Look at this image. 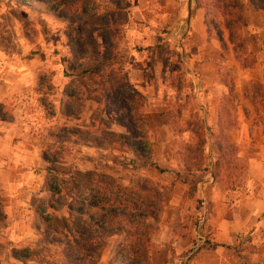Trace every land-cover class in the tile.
<instances>
[{
	"label": "rangeland",
	"instance_id": "1",
	"mask_svg": "<svg viewBox=\"0 0 264 264\" xmlns=\"http://www.w3.org/2000/svg\"><path fill=\"white\" fill-rule=\"evenodd\" d=\"M149 2L154 15L151 21H145L134 19L126 1L127 23L123 28L119 49L125 53L126 70H143L146 74L148 88L145 94L140 95L144 99L145 116L152 128H147L145 151L151 155L152 160L160 161L159 166L166 169L169 176L173 175L175 179L179 176L176 166L182 161L178 155L180 149L185 144H194L198 140L194 133L185 132L186 123L195 120L201 129L199 133L205 134L207 142L213 134V132L209 134L204 129L205 119L212 116L208 107L212 97H208V89L205 82L200 80V76L201 67L207 59H218L217 54L221 50L216 40L215 44L213 43L215 47L204 45L200 49L199 45L203 41L197 35L188 41L187 19L193 15L189 16L186 5L183 13H177L174 17V4L173 6L171 4V13L159 22L163 12V10L161 12L162 0H149ZM180 21L182 23L178 24ZM200 25L202 26L201 21ZM69 27L71 26L67 22L54 18L41 6H26L16 0H0V46L6 49L13 48L18 56L23 59L31 58L38 67L44 65L43 68L48 69L38 70L36 86L32 89L33 94L29 93L26 100L27 103H31L30 111L41 114V111L33 110L35 105L32 103H37L44 110L46 117L43 122L33 123L34 119L28 125L27 129L31 137L29 143L33 144L43 157L47 155L50 158V161H46L45 169L48 172L43 180L46 193L43 196H39V193L28 196L30 209L44 210L43 218L28 213V218L21 224H17L18 221L14 219L7 220L6 216L0 223V231L3 232L1 235L3 241L0 245H4V252L1 255L3 264H9L12 257L23 253L39 254L38 258L43 264H63V262L66 264L65 257L60 256V253H63L62 246L49 245L45 230L48 229L54 237L65 238L68 227L86 221V218L76 211L72 197L78 188L90 184L92 180L114 181L128 188L131 183L140 179L151 185L156 184L160 190L162 188L158 176L164 179L165 174L157 169L154 171L156 174H151V171L149 173L141 171L142 161L135 151L119 138L121 134L128 135V131L114 108H107L101 103L98 105L92 103L88 94L81 89L79 77L68 75V78L64 77L62 86L57 88L51 86L53 85L51 69H60V67L69 69L76 63L72 44L66 35ZM230 49L232 50L231 45L228 44V50L223 52V58L218 62L214 84L235 88L236 85L245 83L249 87ZM45 60L46 64H44ZM252 83L254 85L248 89L256 93L255 86L259 83ZM232 100L228 112L230 119L234 120L232 128L234 133L229 129L231 136L233 135L232 142L238 148L234 160L244 169L239 183L226 178L222 184L224 186L241 185L247 181L246 166L255 151L254 141L247 136L251 134L252 137L255 130L253 127L255 114L261 112L260 109L247 107L242 112L241 106L244 104L239 97L235 94ZM16 112L21 115L22 107ZM84 112L89 115L85 117V123L81 120L84 118ZM77 116L79 119L76 121L74 118ZM164 121L168 123L166 127H163ZM263 126L264 124L260 130ZM77 131L88 135L91 139L104 140V146L81 140L61 145L50 137L51 133L76 134ZM208 153L210 155V151ZM34 168L42 169L40 166ZM232 174L235 172L226 173L229 177ZM173 179L171 181H174ZM99 187L103 185L99 184ZM50 188L58 193L52 194ZM2 200L8 202V197L0 196L2 210L5 213L6 208ZM57 200L62 201L63 205L56 209L50 207L56 204ZM93 213L98 215L99 212L93 210ZM12 226L17 230L20 227V231H25L29 235L22 237L20 241L9 240L7 231ZM43 240L46 242L44 245H42ZM32 241L42 246L38 252L27 250L30 248L24 243ZM190 257L187 256L183 264H188Z\"/></svg>",
	"mask_w": 264,
	"mask_h": 264
},
{
	"label": "crops",
	"instance_id": "2",
	"mask_svg": "<svg viewBox=\"0 0 264 264\" xmlns=\"http://www.w3.org/2000/svg\"><path fill=\"white\" fill-rule=\"evenodd\" d=\"M126 1L134 19L152 20L154 14L150 9L149 0ZM242 1L245 5L246 21L243 33L248 48L255 53L256 63L252 68L247 69L241 68L239 63H236L243 71L244 79L248 84L251 80L259 83L263 98V101H260L258 93L250 91L245 83L233 88L235 94L244 104L241 106L242 112L246 107L261 111L255 114L253 126L255 130L252 137L251 134L249 137L247 136V138H252L255 143L254 154L246 166L248 179L241 185L224 186L223 183L216 181L212 174L218 156V148L215 143L219 133L218 106L228 94L226 86L214 84L218 62L224 54L219 51L218 59H207L204 68L201 67L200 80L206 84L208 97H212V100L208 102L212 116L205 119L204 129L209 134L212 132L213 134L210 135V141L207 142L206 139L204 144L205 159L200 168H193L191 172L184 171L181 161V164L176 166L179 176L175 179H173V175L170 177L167 171L161 172L165 174L163 175L164 179L162 176H158L162 187L163 205L157 220L152 218L147 220L150 238V264H183L189 255L191 257L188 264H264V126L260 130L264 124V11L256 10L249 0ZM171 4L172 6L174 4V17L177 13H183L185 5L189 16L192 14L190 12L193 7L192 0H186V2L185 0H166L159 22L171 13ZM192 15L190 18L188 17L186 25L189 32L188 41L197 35L203 41L199 45V49L204 45H214L216 41L207 40L204 26L200 25L202 9H196ZM181 23L182 21L178 24ZM230 51L232 54L231 49ZM198 53L200 54V51ZM18 55L13 48L6 49L0 46V106L7 107L10 115L0 116V196L8 197V202L2 200V203L5 204L4 208H6L4 214L7 220L14 219L18 221L17 224H21L28 218V213L39 215L37 210L30 209L31 204L28 196L36 193L43 196L46 193L43 180L48 172L45 169L47 160L33 144L29 143L31 137L27 129L34 119L33 123L43 122L46 117L44 110L37 103H32L35 105L33 110H39L41 114H34L30 111L31 105L29 104L31 103H27L26 98L29 93L33 94L32 89L36 86L38 70L48 69H44V65L38 67L35 62L31 61V58L23 59ZM46 60L50 61V59ZM46 60L44 64L47 63ZM51 70L53 84L51 86L56 88L62 86L64 77L68 78L64 69L60 67V69ZM145 75L143 70H128L130 85L139 94H145L148 88ZM235 94L232 98L235 97ZM253 96L256 98L255 101ZM88 97L91 98L92 103L99 104L95 96L88 94ZM232 103L233 100L230 104ZM20 107L23 111L21 115L16 112ZM86 108L89 107L86 106ZM87 114L84 112V118L81 119L84 123L85 117L89 116ZM77 119L79 116L74 118L76 121ZM197 120L201 124V121ZM163 123V127L168 125L166 121ZM146 125L147 128H152L147 117ZM185 132L194 133L196 138V133L190 128ZM178 155L180 156V153ZM152 161L158 166L160 165V161ZM35 166H40L42 169L37 170L34 168ZM140 168L141 171L147 173L151 171V174L156 170L143 162L140 163ZM185 178L190 179L186 180ZM172 179L174 181H171ZM15 226L10 227L7 231L9 240L20 241L22 237L29 235L25 231H20V227L17 230ZM2 234L3 232L0 231V242L3 241ZM43 242L42 245L46 243L45 240ZM205 242L210 245L217 244V246L204 247ZM125 243L126 238L122 233L108 237L100 255L92 264H113L117 250ZM24 244L30 248L27 249L28 251L38 252L42 248L36 241ZM3 247L4 245H0V264H3L1 259L4 252ZM186 253L189 255H185ZM60 256H64V252H61ZM9 264H43V262L39 258L24 262L14 256L10 259ZM63 264L65 263L63 262Z\"/></svg>",
	"mask_w": 264,
	"mask_h": 264
},
{
	"label": "trees",
	"instance_id": "3",
	"mask_svg": "<svg viewBox=\"0 0 264 264\" xmlns=\"http://www.w3.org/2000/svg\"><path fill=\"white\" fill-rule=\"evenodd\" d=\"M16 1L26 6H41L54 18L71 26L66 35L72 44L76 63L69 69H64V73L79 77L80 86L87 94L95 96L105 107L114 108L128 131V135L121 134L119 138L135 151L144 164L160 172L166 171L155 164L151 155L145 151L147 125L143 110L144 99L131 87L128 70L125 68L126 56L119 49V41L127 23L126 0ZM192 2L193 7L190 11L192 14L196 9H202V24L207 40H216L222 52H226L230 44L233 58L239 66L243 69L252 68L256 58L255 53L248 48L243 33L246 27L244 2L242 0H192ZM249 2L256 10L264 11V0ZM149 6L152 9L150 2ZM253 85L254 83H249V87ZM226 87L228 94L218 106L219 133L215 140L218 156L212 174L219 183H223L226 178L239 183L243 177V168L234 160L238 148L232 142L229 129L233 130L234 120L230 119L228 112L235 92L233 87ZM255 87L259 100L263 101L260 85ZM255 99L253 96L254 101ZM7 109L0 106L1 117L10 116ZM188 128L196 133L198 140L194 144H185L179 151L185 172L202 166L206 142L205 134L199 133L201 129L195 120L187 122L186 129ZM50 137L61 145L81 140L104 146V140L91 139L82 132L51 133ZM44 158L50 161L47 155H44ZM232 171L235 174L230 177L226 175ZM99 184L103 187H99ZM50 192L58 193L52 188ZM72 199L76 204V211L84 216L86 221L68 227L65 238L54 237L48 229L45 230L47 243L62 246L68 264H92L100 255L105 240L120 233L125 236L126 243L117 250L113 264H150L147 220L149 218L157 220L162 207V192L156 184L151 185L147 181L137 179L128 188H124L114 181L104 182L97 179L78 188ZM60 205H63L62 201L57 200V203L50 207L56 209ZM93 210H97L98 215L94 214ZM37 213L43 218L44 210L37 209ZM4 220L5 214L0 202V223ZM203 246L215 247L217 244L210 245L205 242ZM38 256L39 254L23 253L16 254L15 258L27 262Z\"/></svg>",
	"mask_w": 264,
	"mask_h": 264
}]
</instances>
